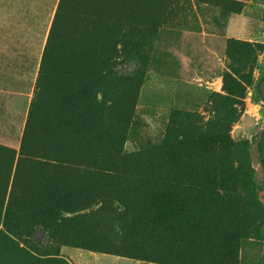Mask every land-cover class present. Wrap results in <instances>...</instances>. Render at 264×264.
<instances>
[{"label": "trees", "instance_id": "1", "mask_svg": "<svg viewBox=\"0 0 264 264\" xmlns=\"http://www.w3.org/2000/svg\"><path fill=\"white\" fill-rule=\"evenodd\" d=\"M174 1L58 0L41 70L53 60L57 84L69 94L48 100L45 86L30 105L16 162L9 149L7 187L0 183V251L21 252L26 264L40 261L17 238L37 227L48 234V255L58 264H69L55 258L60 244L155 264H207L208 255L199 253L223 228L219 219L211 227L214 214L198 216L202 201L244 186L264 210V130L233 141L223 119L203 137L168 129L172 143L124 150L144 75L121 77L112 69L117 57L143 56ZM226 88L232 97L245 95L233 78ZM49 120L48 131L38 128ZM213 139L244 152L248 164L220 181L184 168L181 154ZM254 147L260 179L251 164Z\"/></svg>", "mask_w": 264, "mask_h": 264}, {"label": "rangeland", "instance_id": "2", "mask_svg": "<svg viewBox=\"0 0 264 264\" xmlns=\"http://www.w3.org/2000/svg\"><path fill=\"white\" fill-rule=\"evenodd\" d=\"M56 1L0 0V25L18 21L30 24L16 31L0 29V53L7 57L8 50L18 47L17 40H20L26 57H39L37 75L25 78L34 81L32 100L45 86L51 87L44 94L48 100L69 94L57 84L60 74L53 71V60L48 59L45 70H41L44 37L51 28ZM152 34L143 56L117 57L112 69L121 77L144 75L136 114L128 130L126 153L160 146L166 139L170 140L168 129H175L181 135L203 137L211 124L223 119L227 125L224 135L233 141L251 140L256 132L264 130V103L256 91L264 76V0H175L164 22L152 30ZM64 71L67 73L66 69ZM67 74L69 77L72 73ZM226 78L236 80L245 89V95L230 96ZM51 121L54 120L43 122L38 128L48 131L47 124ZM45 135L48 136L46 132ZM211 141L197 144L191 152L181 154L184 168L220 181L248 164L249 158L244 152L222 139ZM6 143L14 146L0 145V183L7 187L11 166L9 149L16 151V162L20 145ZM256 155L254 147L251 164L260 179ZM202 204L198 216L209 219L214 214V218L209 219L211 227L214 228L219 219L223 228L221 233L218 229L212 232V245L199 253L208 255L207 264H264V229L261 228L264 210L252 200L249 188L237 187L215 201L204 200ZM3 220L1 218L0 230L4 228ZM17 238L21 247H27L40 258L33 264H58L48 255L52 251L48 247V234L43 230L36 227L30 232L20 231ZM57 250L59 255L55 258L69 264H155L68 244H60ZM13 251L1 248L0 264H26L27 256Z\"/></svg>", "mask_w": 264, "mask_h": 264}, {"label": "crops", "instance_id": "3", "mask_svg": "<svg viewBox=\"0 0 264 264\" xmlns=\"http://www.w3.org/2000/svg\"><path fill=\"white\" fill-rule=\"evenodd\" d=\"M57 3H54V14L51 20L53 21ZM0 29H16L28 28L30 26L27 21L6 22L1 23ZM51 27V25H50ZM51 29V28H50ZM50 30L45 34L43 47L45 50ZM16 38L17 34H13ZM18 47L12 46L8 50L7 57H2L0 53V145H5L10 148L14 146L6 142H15L16 147L20 145L24 125L29 113L31 105L34 81L27 80L36 76L39 70V57H26L22 53V43L20 40ZM17 48V51H16ZM44 51L42 53V56ZM25 80L26 84L21 85ZM15 147V148H16ZM137 264H144L139 262Z\"/></svg>", "mask_w": 264, "mask_h": 264}, {"label": "water", "instance_id": "4", "mask_svg": "<svg viewBox=\"0 0 264 264\" xmlns=\"http://www.w3.org/2000/svg\"><path fill=\"white\" fill-rule=\"evenodd\" d=\"M257 94L264 103V76L260 79L256 88Z\"/></svg>", "mask_w": 264, "mask_h": 264}]
</instances>
